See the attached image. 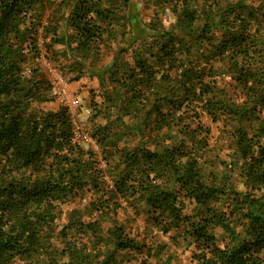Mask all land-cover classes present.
I'll use <instances>...</instances> for the list:
<instances>
[{
	"label": "trees",
	"instance_id": "trees-1",
	"mask_svg": "<svg viewBox=\"0 0 264 264\" xmlns=\"http://www.w3.org/2000/svg\"><path fill=\"white\" fill-rule=\"evenodd\" d=\"M256 1L0 0V264H151L164 252L172 264L176 250L191 264H264ZM44 58L98 82L83 128L67 106L46 107ZM219 123L231 151L209 159ZM124 203L146 216L149 241L126 230Z\"/></svg>",
	"mask_w": 264,
	"mask_h": 264
},
{
	"label": "rangeland",
	"instance_id": "rangeland-1",
	"mask_svg": "<svg viewBox=\"0 0 264 264\" xmlns=\"http://www.w3.org/2000/svg\"><path fill=\"white\" fill-rule=\"evenodd\" d=\"M255 3L256 4H259V1H256L255 0ZM164 22L166 25H169L171 22H172V17L171 15H165L164 17ZM113 49H111L110 51H107L105 52V61L108 62L111 60V58L114 56V53L118 50V46L117 43L113 44ZM46 58H44L43 60V66H44V69H46V71L49 73L48 71V68L47 66L45 65L44 62H46ZM129 62L131 61L130 59V56L129 54H120L119 55V58H118V62L119 63H122V62ZM53 64V63H52ZM54 66V64H53ZM60 70V69H59ZM62 72V71H61ZM64 72V71H63ZM67 74V72H66ZM70 76V75H68ZM71 79H72V75L70 76ZM229 80V78H227V81ZM230 81V80H229ZM70 89L73 93H75L79 98H80V101H81V106L79 107H72L71 108V111L75 117V120L77 123H79V125H81V127L83 128L85 123L87 122V120L89 118H91V108L92 107V94L91 93V90L95 91V93H98L100 87H99V84L96 80H91L89 78L87 79H83L82 81H73L71 80V83H70ZM234 93V92H233ZM64 102L62 100L61 97H58V96H55L54 97V100L50 103H48L46 105V107L48 109H52V110H57L61 105H63ZM90 110L89 114L87 113L86 110ZM93 109V107H92ZM116 110H114L113 112H115ZM105 122V121H103ZM224 127V124L223 123H219V124H211V129H212V133H213V136H214V139L212 140V144L210 146V151L205 154L207 158H211V157H216V156H222V157H225L226 155H228V153L231 151L229 149V146L230 145V140L227 139V138H220V135L222 133V128ZM84 130H86L84 128ZM215 140H219V142L216 144V141ZM93 144V143H92ZM95 147V146H94ZM96 148V147H95ZM97 152H99V148L96 150ZM100 155V154H99ZM111 179L108 178V184L111 186ZM89 198H90V195H86L84 197V200H83V203H87L89 201ZM124 206H126V203H124ZM129 207L126 206V209H128ZM129 213L128 211L126 210L125 212L123 211V213H120V220L121 221H125L126 220V217H132V221L129 223H126V230L131 234V236H137L138 234H141L143 236H148V241L150 240V237L152 236L151 233L147 232L146 230H148L149 228L151 229V231H153V228L150 226V225H146V221H145V218L146 216L144 214H141L138 216L137 220H134V213H135V210L132 209V208H129ZM217 235L218 237H220L222 235V231L221 230H218L217 231ZM142 237H138V239L140 240ZM162 241H164L165 243H167L169 240L166 238V237H163L162 238ZM170 246H173L172 243L169 244ZM177 252V255L176 256V259L179 263V259L178 258H181L183 260V264H191L190 263V259H189V252H186V253H181V250H176ZM123 253H121L122 255ZM169 254V252H164L162 255H163V260L162 261H157L156 259H153L151 261V264H167L164 260L166 259L167 255ZM183 254V255H182ZM130 257V260L126 261L125 264H138L140 262V258L137 257V255L135 254H130L129 255ZM176 261V262H177ZM172 264H176L175 260H172L171 261Z\"/></svg>",
	"mask_w": 264,
	"mask_h": 264
},
{
	"label": "built area",
	"instance_id": "built-area-1",
	"mask_svg": "<svg viewBox=\"0 0 264 264\" xmlns=\"http://www.w3.org/2000/svg\"><path fill=\"white\" fill-rule=\"evenodd\" d=\"M46 60L47 61L44 63L48 68L49 79H50L51 83L53 84V95L61 97L63 102H64L63 105L67 106L70 109V111H71L72 107L81 106L80 98L75 93H73L70 89V83H71V77L70 76L71 75L68 76L66 74H63L55 65L53 66L54 62L49 61L48 59H46ZM86 111L88 114L90 113L89 109ZM71 113H72V111H71ZM72 115H73V113H72ZM73 117H74V115H73ZM84 138L86 139V141H85L86 146L91 147L95 151L98 149V147L95 144V141H93L87 134L84 136Z\"/></svg>",
	"mask_w": 264,
	"mask_h": 264
}]
</instances>
